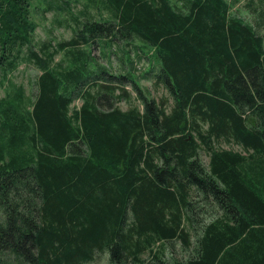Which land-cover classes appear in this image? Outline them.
<instances>
[{"label": "trees", "instance_id": "1", "mask_svg": "<svg viewBox=\"0 0 264 264\" xmlns=\"http://www.w3.org/2000/svg\"><path fill=\"white\" fill-rule=\"evenodd\" d=\"M100 4L107 19L38 44L27 0H0V264H264V13L255 28L228 0ZM115 41L119 73L91 54ZM22 63L31 95L11 79ZM126 87L141 107L117 106ZM175 242L186 261L152 251Z\"/></svg>", "mask_w": 264, "mask_h": 264}, {"label": "rangeland", "instance_id": "2", "mask_svg": "<svg viewBox=\"0 0 264 264\" xmlns=\"http://www.w3.org/2000/svg\"><path fill=\"white\" fill-rule=\"evenodd\" d=\"M230 3V13L241 17L252 26L256 28V22L260 21L261 17L258 16V13L261 11L264 13V0H228ZM28 3V20L29 23L33 24L34 30L32 31V39L35 43L52 40V41H62L68 40L72 37L73 31L75 30V22L73 18H79L80 20H84V18L91 19L94 21H103L107 19L108 13L106 11L101 10V0H96L95 5L91 6L88 4L87 0H27ZM250 4V6H249ZM259 33L264 34V25L261 29H258ZM141 46V43H136ZM120 47H124L122 42H114L110 49L103 48L102 46H98L97 44L92 47L93 56L97 59L98 63H101L108 66L111 71L119 73L121 65V61L117 58V56H122L120 51ZM133 57V53L135 52L133 47H127ZM144 52L149 56V49L144 48ZM116 53L117 56L110 53ZM104 55H103V54ZM138 58L135 61V67L138 72H143L148 68L149 63L146 58H142L143 55L141 52L138 53ZM62 54L57 55L55 62L60 60ZM124 61V58L121 57ZM39 74L38 70L35 69L34 66L28 63H22L18 69L11 75V79L13 83L16 85H22L26 91V94L31 95V93L35 92V77ZM140 84L143 88L147 89L150 92V96L153 97L156 101L161 98L166 99L168 110L172 106V101L168 92L163 89L162 86L155 87L153 85V81H145L141 80ZM126 90L131 93L130 101L125 103L124 101L119 102L117 106L125 111L129 106H140L139 101L135 99L134 93L131 92L130 87H126ZM0 96H3L2 91L0 90ZM81 102L79 100L75 101L72 106H80ZM206 128V127H204ZM217 145V144H216ZM223 149H232L234 151H241L236 145H227L220 144L217 145ZM198 158L200 162L204 165L208 164V154L205 149L202 147L198 151ZM192 195H194L192 193ZM200 208H203L201 211L204 214V219L208 221V218L211 217V209L207 207L205 204L200 203ZM191 237V244L195 242V238ZM154 254L158 255L165 261H179L184 262L188 258L191 257L189 251L183 250L179 242H175L172 244H156L152 250ZM152 258V253H145L142 255L141 259L143 263L146 264ZM87 264H111L109 262L108 253H100L96 254L95 259L91 263ZM125 264H134L128 261ZM138 264V263H136Z\"/></svg>", "mask_w": 264, "mask_h": 264}]
</instances>
